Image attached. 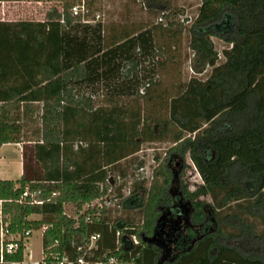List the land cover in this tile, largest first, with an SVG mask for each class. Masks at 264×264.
I'll return each mask as SVG.
<instances>
[{
  "label": "trees",
  "instance_id": "16d2710c",
  "mask_svg": "<svg viewBox=\"0 0 264 264\" xmlns=\"http://www.w3.org/2000/svg\"><path fill=\"white\" fill-rule=\"evenodd\" d=\"M61 1L62 10L51 8L43 21L0 20V147L34 142L44 169L28 176L24 167L19 179H0L10 233L47 226L44 264H264V0H202L189 47L194 72L211 71L158 96L168 117L145 115L140 104L154 101V72L164 65L154 32L107 39L101 22L73 14L81 0ZM213 37L227 45L221 62ZM101 86L104 104L97 105ZM31 122L28 136L24 124ZM166 140L174 145L148 187L145 180L134 183L125 214L112 219L104 210L86 221L90 212L81 210L106 194L117 165L142 143ZM187 155L203 183L189 191L181 179L191 226L173 245L166 239L171 256L163 260L162 246L149 239L173 202V162ZM26 189L44 202L31 204L28 196L20 203ZM207 196L211 201L202 199ZM70 204L78 218L66 212ZM95 234L100 238L90 248ZM24 250L21 240L0 264L23 262Z\"/></svg>",
  "mask_w": 264,
  "mask_h": 264
},
{
  "label": "rangeland",
  "instance_id": "374dc122",
  "mask_svg": "<svg viewBox=\"0 0 264 264\" xmlns=\"http://www.w3.org/2000/svg\"><path fill=\"white\" fill-rule=\"evenodd\" d=\"M26 1H33L31 5L25 3L27 5L25 7L33 11L28 20L33 21H43L51 8L57 7L62 10L63 6L61 0H43L41 3H38V0ZM201 3L202 0H94L88 6L85 15H82L86 22H101L104 36L107 39L119 35L122 31L135 33L151 29L154 32L155 43L163 49V53L159 54V60L164 65L156 67L154 72L155 78L159 81L150 93L154 101L145 98L140 100L145 115L152 113L168 117L166 108L160 109L157 105L159 102L158 96L169 97L175 94L179 87H183L192 77L205 79L210 73L211 67L203 74L194 72L193 52L189 47L190 26L198 14ZM18 7L16 9H19ZM22 8L24 7L21 6L20 9ZM213 41L219 51V61L221 62L224 60L222 51L227 45L218 37H213ZM148 63L146 64L148 66L145 69L146 73L152 71V67ZM104 94L102 86L98 92L94 93V100L97 105L104 104ZM35 126V122L24 124V130L28 136L31 135V131ZM173 145V141L170 140L144 142L137 153L122 160L112 175L122 177L120 183L123 185L124 190L121 191V197L128 195L133 190L134 183L140 182L139 175L142 177L140 180H145L144 185L148 187L154 178L155 169ZM0 154V158H3L0 159V178H19L24 172V167L28 176L41 175L44 171L42 164L35 158L34 142L8 143L0 150ZM158 156L159 160L156 158ZM173 163L174 168L180 170L181 179L187 185L189 191H194L203 183L189 155L186 156L184 161L177 158ZM141 166H144L145 169L143 173L138 175ZM120 183H117V186ZM202 199L211 201L208 196ZM66 212L73 216L77 215L75 207L71 204L66 207ZM109 214L112 219H115L125 214V212L116 206H111ZM131 214L139 218L138 212L133 211ZM31 218L39 219L40 216L33 215ZM28 240H30L27 241L29 244L28 258L40 260L43 255L42 229L35 230ZM110 264L118 263L114 260Z\"/></svg>",
  "mask_w": 264,
  "mask_h": 264
},
{
  "label": "built area",
  "instance_id": "2783aa9c",
  "mask_svg": "<svg viewBox=\"0 0 264 264\" xmlns=\"http://www.w3.org/2000/svg\"><path fill=\"white\" fill-rule=\"evenodd\" d=\"M88 11V6L86 3V0H81V2L79 4H76L72 7V12L74 15H85V13ZM145 167L141 166L139 168V174L143 173ZM142 177H140L139 175V181H141ZM108 182V189L106 194L99 198L94 200L93 202L87 204L84 206L83 210H81L80 214H85L87 211H89L90 213H88L86 215V221H92V218L95 216L98 219L100 217H102L103 215V211H108L111 206H116L117 208L122 209L123 208V202L124 199L128 196H130L131 192L128 195H124L122 196L121 191L124 190L123 185L120 183L122 182V177L121 176H110L107 179ZM117 183H120V185L117 186ZM118 192V194H117ZM31 196V204H42L44 201L43 200H38L35 198L36 194L34 193H30L28 189H26V191L24 192L23 196L20 199V203H23L27 200V197ZM2 202L0 201V207L2 208ZM92 210H95V212L92 213ZM76 218L79 217V215L77 214L75 216ZM4 216L2 213V210H0V263H5L6 262V254H12L15 253L16 251H18L19 249V241H24V243H26L28 241V239L33 235L34 231H27L25 233V235H21L18 233H10L9 231V222H6L4 220ZM48 227L47 226H43L41 229L43 231V233L46 231ZM100 238V234H95L91 237L90 239V248L95 246L96 241ZM116 238H117V245L120 246L121 244V238H122V234L120 232V230L116 233ZM130 240L134 243H138V239L136 236H133L132 238H130ZM115 259H113L112 261H114ZM66 260L62 261L59 264H64ZM80 263H84L83 259L79 260ZM22 262H12V264H21ZM33 264H44L43 259L35 261Z\"/></svg>",
  "mask_w": 264,
  "mask_h": 264
},
{
  "label": "flooded vegetation",
  "instance_id": "af4514ba",
  "mask_svg": "<svg viewBox=\"0 0 264 264\" xmlns=\"http://www.w3.org/2000/svg\"><path fill=\"white\" fill-rule=\"evenodd\" d=\"M172 169L175 175L174 186L171 190L173 202L166 210H163L159 221L160 229L155 232V235L150 240V242L159 243L162 246L163 260L171 256L170 245L165 244L166 239L173 245L176 236L181 238L187 231V228L191 226L190 212L192 204L185 196L180 170H176L174 165H172Z\"/></svg>",
  "mask_w": 264,
  "mask_h": 264
},
{
  "label": "crops",
  "instance_id": "0c3cea01",
  "mask_svg": "<svg viewBox=\"0 0 264 264\" xmlns=\"http://www.w3.org/2000/svg\"><path fill=\"white\" fill-rule=\"evenodd\" d=\"M33 3V1H26V0H20V1H0V20L1 21H20V20H28V17L32 16L33 11L31 9L26 8V4ZM38 3H41V1H38ZM18 6H23L24 8L20 9ZM18 7L19 9H16ZM22 10V11H21ZM22 12V13H21ZM20 16V17H19ZM33 21V20H30ZM6 144H4L2 147H0V150H2L3 147H5ZM1 156V154H0ZM4 157V156H2ZM1 160L3 158H0ZM23 174V173H22ZM20 178V177H19ZM16 178V179H19ZM0 179H8V178H0ZM13 179V180H16ZM30 241V240H28ZM28 242L25 243V250H24V260L21 264H33L32 262L38 261V260H31L28 258ZM30 257V256H29ZM44 255L40 258L43 259ZM102 264V263H99ZM110 264V263H109Z\"/></svg>",
  "mask_w": 264,
  "mask_h": 264
},
{
  "label": "water",
  "instance_id": "95a60500",
  "mask_svg": "<svg viewBox=\"0 0 264 264\" xmlns=\"http://www.w3.org/2000/svg\"><path fill=\"white\" fill-rule=\"evenodd\" d=\"M151 239H152V238H151ZM151 239H149V241H150Z\"/></svg>",
  "mask_w": 264,
  "mask_h": 264
}]
</instances>
